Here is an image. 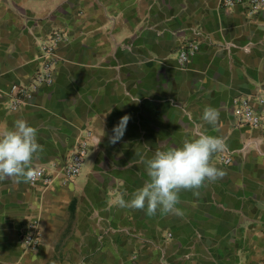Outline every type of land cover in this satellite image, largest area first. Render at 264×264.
<instances>
[{
	"label": "crops",
	"instance_id": "1",
	"mask_svg": "<svg viewBox=\"0 0 264 264\" xmlns=\"http://www.w3.org/2000/svg\"><path fill=\"white\" fill-rule=\"evenodd\" d=\"M57 32L50 56L42 46ZM191 40L200 49L182 65ZM48 64L53 83L12 110L11 87ZM263 92L264 12L222 0H0V132L16 119L36 127L34 166L50 171L88 142L67 185L0 181V264H264V128L234 114L235 99ZM205 106L219 110L215 128L201 119ZM197 131L225 140L212 159L223 179L199 197L182 191L179 216L117 205L148 179L141 157ZM31 222L36 249L24 242Z\"/></svg>",
	"mask_w": 264,
	"mask_h": 264
},
{
	"label": "clouds",
	"instance_id": "2",
	"mask_svg": "<svg viewBox=\"0 0 264 264\" xmlns=\"http://www.w3.org/2000/svg\"><path fill=\"white\" fill-rule=\"evenodd\" d=\"M219 116L218 109L205 106L201 119L215 128ZM129 120V115L120 118L113 128L114 134L109 137L110 143L115 144L122 139ZM37 132L38 129L25 119H16L10 128L0 132V181L11 179L19 184L33 182L37 178L39 172L34 162L43 152V146L37 142ZM226 150L223 138L197 131L192 137L185 138L180 147L157 149L151 158L141 157L148 179L131 193L129 200L124 199L126 192L121 193L117 205L144 210L149 217L157 213L182 215L177 207L181 203L182 191H191L199 197L200 189L206 183H214L227 175L225 170L212 163L215 154Z\"/></svg>",
	"mask_w": 264,
	"mask_h": 264
},
{
	"label": "built area",
	"instance_id": "3",
	"mask_svg": "<svg viewBox=\"0 0 264 264\" xmlns=\"http://www.w3.org/2000/svg\"><path fill=\"white\" fill-rule=\"evenodd\" d=\"M225 7H233L236 5L246 6L249 15L264 12V0H222ZM52 44H44L42 46L46 54L50 56L55 54L58 43L61 39L59 32L54 34ZM200 49L199 43L191 40L182 44L179 49V62L184 65L190 62L191 57ZM51 64L45 65L44 70L37 73L30 85H13L11 87L12 100L10 108L17 110L26 102L37 90L43 85L52 84L54 81L51 71ZM234 114L239 121L248 124L252 128H264V92L256 96L241 97L234 100ZM88 151V142L82 141L77 150L71 156L70 160L60 168L56 167L55 171H50L45 166L36 167L39 175L33 182H29L31 186H49L56 178L59 179L61 185H67L70 181L80 175L85 164ZM224 164L228 165L232 162L231 156H222ZM55 168V166H53ZM29 231L24 236L25 244L36 249L42 242V236L38 230L37 223L31 222Z\"/></svg>",
	"mask_w": 264,
	"mask_h": 264
}]
</instances>
